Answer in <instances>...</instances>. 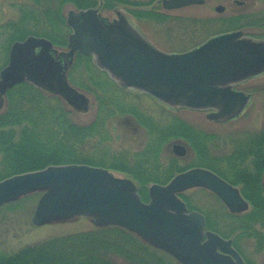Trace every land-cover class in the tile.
<instances>
[{
	"label": "water",
	"instance_id": "obj_1",
	"mask_svg": "<svg viewBox=\"0 0 264 264\" xmlns=\"http://www.w3.org/2000/svg\"><path fill=\"white\" fill-rule=\"evenodd\" d=\"M191 2L166 0L164 4L180 7ZM67 25L71 29L67 52H60L45 37L30 35L13 43L8 63L0 71V112L7 93L24 82L87 111L89 97L74 88L67 76L76 53L92 55L125 88L147 93L175 109L210 110L208 118L215 121L241 115L251 95L234 86L264 73V41L247 38L242 30L212 37L185 53L169 54L154 47L125 16L109 21L98 9L70 10ZM192 188L212 191L231 213L250 208L236 186L205 168L180 173L166 185L153 184L145 202L132 179L88 164L51 165L1 180L0 208L41 193L32 217L36 226L85 216L97 227L132 232L181 264H247L231 239L204 233L201 213H187L178 194Z\"/></svg>",
	"mask_w": 264,
	"mask_h": 264
},
{
	"label": "trees",
	"instance_id": "obj_2",
	"mask_svg": "<svg viewBox=\"0 0 264 264\" xmlns=\"http://www.w3.org/2000/svg\"><path fill=\"white\" fill-rule=\"evenodd\" d=\"M105 1L109 3L112 0ZM125 3L138 4L128 0H124ZM68 5L84 9L94 4L92 0H32V8L23 5L17 19L0 23V71L8 63L12 44L30 35L50 39L56 47H66L70 34L65 14ZM134 15L142 16L136 13ZM144 17L153 18L150 15ZM252 17V14H242L227 22L234 21L231 30L257 27L249 20ZM262 19L263 21L258 20L261 26L264 25V18ZM259 38H264V34ZM81 64L84 72L88 73L86 76L78 70ZM78 72L79 75L76 76ZM69 80L78 89L92 92L97 97V122L80 124L73 117V109L59 96L49 94L33 83L24 82L13 87L7 93L4 110L0 112V181L51 165L88 164L125 173L136 182L140 196L147 201L149 184H166L176 174L189 168L205 167L234 186H239L241 194L250 203V209L242 214L224 212L226 218L222 216L223 227L217 231L225 238L236 233L239 236L253 237L257 239L259 250L263 249L264 131L251 137L248 134L235 141L229 154L214 155L207 145L215 135L192 129L191 135L187 130L188 126L183 123V133H179V127L176 137L185 138L193 146L197 155L194 163L182 166L177 158L171 157L169 164L162 166L159 155L167 140L161 136L160 139L153 138L143 151L135 153L134 159L124 158L123 164L120 153L105 149V133L98 142L94 137L100 128L105 129V121L109 117L117 110L122 112L123 101L107 91L108 86H111L123 92L121 86L96 66L92 56L82 54L76 55ZM124 98L127 100L126 96ZM164 129L165 127L162 131ZM107 155L112 156L110 162L106 160ZM102 156L104 157L100 158ZM40 195L41 193H34L19 201L32 197L38 199ZM237 243L236 238L235 246L242 252ZM120 259L124 264H179L170 255L150 246L135 234L114 226L95 227L54 237L27 245L11 254L0 253V264H121L118 262ZM246 261L248 264H255L249 259Z\"/></svg>",
	"mask_w": 264,
	"mask_h": 264
},
{
	"label": "rangeland",
	"instance_id": "obj_3",
	"mask_svg": "<svg viewBox=\"0 0 264 264\" xmlns=\"http://www.w3.org/2000/svg\"><path fill=\"white\" fill-rule=\"evenodd\" d=\"M141 1L153 2L154 0H132L131 2ZM218 3V1L212 0L203 7H194L185 12L167 14L168 17H164L161 20L136 16L126 9L125 4L124 9H120V11L142 31L145 38L154 47L169 54L185 53L204 44L217 34L231 31L232 28L230 27L234 21H227L236 16L258 13L256 18L263 21L264 2L262 1L246 0L245 5L238 6L232 0H226L223 3L227 9L224 13H218L214 10V7ZM23 5L31 7L32 0H0V23L17 19L21 14ZM71 9L77 8L68 5L65 8V14ZM103 12L105 16L115 15L111 10H105ZM193 20H198V22L195 21V23ZM249 20L253 21L254 18L252 17ZM243 31L248 38L264 40V38H259L264 34V28H249L243 29ZM57 49L60 52H67L66 47H57ZM78 70L79 72H84V66L82 64L79 65ZM79 72L75 75L78 76ZM87 74L85 72L83 73L84 76ZM72 86L74 85L72 84ZM74 87L77 88L76 86ZM237 88L251 94L252 100L242 115L226 122L209 120L207 118L208 111L187 108H180L176 112L169 110L145 93H138L133 90H126L123 93L120 89H115L111 86H108L107 91L114 93L116 98L119 96L118 99L121 101H123L122 96H126L127 100L124 98V108L127 110H131L132 106L135 105L150 110L163 124L172 121L171 118L173 116H177L202 131L201 133L214 134L215 138L207 145V148L214 155H224L231 153L235 141L245 138L248 134L251 137L258 132L264 131V73L239 84ZM84 92L90 99L89 109L84 112L76 111L72 107L69 108L73 109V117L77 122L80 124H89L94 121L97 104L94 107L95 96L92 92ZM125 114H128L130 117L135 116L131 111ZM114 117L112 126L117 130V133L113 134V139L105 142V146L111 152H124L130 157L137 152L143 151L147 146V140L144 137L146 136V132L143 134L140 131L134 134L133 130L125 126L122 128L119 125L122 114L116 113ZM167 144L168 142L163 144L161 154L159 155L160 164L164 167L169 164L173 156L171 150H166ZM106 147L105 149H107ZM190 147L191 154H189V157L182 162L178 159L182 166L194 163L196 160L195 149L191 145ZM116 174L121 177L128 176L119 171H116ZM237 187L239 188V186ZM185 194L194 206V209H198L206 215H210L212 211H216L219 212L220 216L226 218L224 212L228 210L209 191L205 189H193L187 191ZM38 199L37 197L24 199L14 205L5 206L0 209V253L11 254L27 245H33L54 237L91 230L96 227L89 217H74L64 221H55L42 226H36L32 223V217ZM237 234H231V238L238 239L237 244L242 248L241 253L245 259H249L255 264H264V231L262 232V250L258 248L257 239L245 235L239 236ZM118 262L121 264L125 263L122 259L118 260Z\"/></svg>",
	"mask_w": 264,
	"mask_h": 264
},
{
	"label": "flooded vegetation",
	"instance_id": "obj_4",
	"mask_svg": "<svg viewBox=\"0 0 264 264\" xmlns=\"http://www.w3.org/2000/svg\"><path fill=\"white\" fill-rule=\"evenodd\" d=\"M128 1H132V0H128ZM165 1L166 0H154L153 2L152 1H149V2L141 1V2H137L138 3L137 5L125 3V7L132 14L136 13V14L142 15L140 17H144V15H150L153 18H155L156 20H161V19H164V17H168L167 14H170V13L174 14V13H177V12H185V11H187L189 9L194 8V7H203V6L207 5L209 3V1H212V0H191L192 1L191 3H188L187 5L180 6V7H168V6H166L164 4ZM214 1H218L219 2L218 5H216V7H214V10L216 12H218V13L226 12V10H227L226 6L223 4V3L226 2V0H214ZM232 1H233V3H235L238 6H243V5L246 4V0H232ZM252 1H262V2H264V0H252ZM92 2H93L94 5L91 6V7H88V8L98 9L100 15L103 18L108 19L109 21L118 20L120 18V16L124 17V14L121 13V11H120V9H124V0H112L109 3L106 2L105 0H92ZM150 2H152V3H150ZM105 10H109V11L111 10L112 12L115 13V15H113V16H105L104 12H103ZM251 14L253 15V18H254L253 24H254V26H257V27H254V28H258L259 26H260L259 28H264V25L261 26V24L260 25L258 24V19L256 18L257 17L256 15L258 13H251ZM144 18H149V17H144ZM195 21L198 22V20H193V22H195ZM201 22H203V21H201ZM107 75H108V73H107ZM121 88L123 90V93H124V90L125 91L127 90V89H124L123 87H121ZM122 100H123L122 112L117 110L115 112V114H113L112 117H109V119H107L105 121V129L100 128L99 133L96 134V136H94L96 142H98L99 140H101V138H103L104 133H105V136H107L105 138L104 144H105V142H108L111 139H113L112 138L113 134L117 133L116 132L117 130H115L113 128V126H112L113 119H115L114 116L116 115V113H120V114H122V118H121V121H120L119 125L122 128H124V126H125L126 128H129L130 130H133L134 134L139 133L140 131H142L143 134H145V132H146V134H145L146 136H144V137L147 140V144H149V142H151L153 138L156 137V138L160 139L161 136H163L164 140H167L166 142H168V144L166 146V150H171L172 155L175 158H177V160L179 159V161L182 162V161H185L189 157V154H191L190 144L188 143V141H186L185 138L176 137V136L179 133H183L182 125H184V124H186V126H188L187 130L189 132H191V135H192V130L198 131L200 133L202 131H200L199 129L193 127L190 123H188L187 121H183L182 119L178 118L177 116H173L171 118L172 121H169V122L163 124L157 118V116L154 113H152L150 110L143 109V108H141L139 106H136V105L132 106L131 110L125 109L124 108V95L122 96ZM95 104H97L96 105L97 108H96V113H95V117H94V121H93L94 123L97 122L98 115H99V104H98V101H97L96 97H94V107H95ZM165 107H167V106H165ZM167 108L169 110H172V111H175V112L179 111V109H174V108H170V107H167ZM129 111H131V113L134 114L135 116L134 117H130V116H128V114H125L126 112H129ZM207 116H208V112H207ZM163 127H165V129L162 131ZM179 127L181 129H180V132L178 133L177 129ZM149 137H150V139H149ZM176 147H179V148L176 149ZM106 148L109 149L108 147H106ZM176 150H179V151L183 150L184 154L183 155H179V154L176 153ZM195 156H197L196 153H195ZM111 157L112 156L107 155L106 160L108 162H110L111 159H112ZM120 157L123 158L121 160H123L122 163L124 164V158L125 159L127 158L128 160H132V159L135 158V154L130 157L128 154H125L124 152H120ZM113 172L116 173V171H114V170H113ZM152 184H157V183L149 184L148 189H149V187ZM194 189H204V188H194ZM190 190H193V189H190ZM205 190L209 191L207 189H205ZM187 191H189V190H187ZM187 191H184V192H181V193L178 194V196L185 202V204L187 206V213H191V212L196 211V212L201 213L204 216V219H205L204 233L205 234L207 232H214V233H217V234L221 235L220 232L217 231V229L220 228V227L221 228L223 227V217L220 216L219 212H216V211H212L210 213V215H206L204 212H202V211H200L198 209H194V206L190 203L188 197L185 194ZM209 192L214 197H216L218 202L223 204V202L219 199V197L215 193H213L211 191H209ZM222 237H224V236H222ZM227 239H232L233 247L237 249V247L235 246V238L229 237ZM241 255L243 256V254H241ZM244 259H245V257H244ZM245 261H246V259H245ZM179 264H181V263H179Z\"/></svg>",
	"mask_w": 264,
	"mask_h": 264
}]
</instances>
